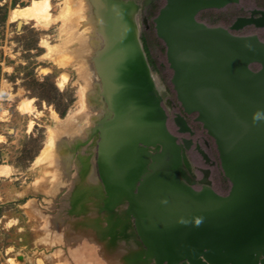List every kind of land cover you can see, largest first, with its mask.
<instances>
[{"label": "water", "instance_id": "water-1", "mask_svg": "<svg viewBox=\"0 0 264 264\" xmlns=\"http://www.w3.org/2000/svg\"><path fill=\"white\" fill-rule=\"evenodd\" d=\"M88 1L103 40L94 65L111 112L93 128L106 193L100 208L127 202L144 246L130 262L264 264V40L231 31L264 26V16L239 18L229 29L198 15L239 0H165L153 18L184 112L195 114L216 142L231 183L222 193L211 185L210 169L203 179L194 174L187 155L192 139L169 127L164 91L139 34L141 5ZM128 1L138 7L134 24ZM174 122L179 132L193 133L182 113Z\"/></svg>", "mask_w": 264, "mask_h": 264}, {"label": "rangeland", "instance_id": "rangeland-1", "mask_svg": "<svg viewBox=\"0 0 264 264\" xmlns=\"http://www.w3.org/2000/svg\"><path fill=\"white\" fill-rule=\"evenodd\" d=\"M63 1L52 0L54 13L61 11ZM135 1L141 5L140 38L150 68L158 77L157 85L164 91L169 127L181 135L174 122L175 113L180 112L196 130L194 140L198 141L199 134L207 137L208 143L202 136L199 141L215 164L205 163L194 148L187 155L197 178L202 176L198 166L209 167L211 185L226 193L231 183L220 165L214 137L193 120L195 114H185L171 82L173 70L166 44L158 37L153 21L165 0ZM30 2L0 0V168H7L0 175V264H13L11 258L15 264H137L129 259L144 246L127 213V202L113 211L100 208L106 193L98 176V134L93 128L111 114L94 65L102 37L96 51H84L83 42L66 40L62 21L47 28L33 20L9 18L12 8ZM252 2L264 7V0ZM237 9L231 5L201 12L199 17L217 14V23L228 24L224 15ZM254 31L264 39V29ZM44 38L59 45L56 51L49 53ZM61 51L72 59H60ZM64 74L67 81L60 87L57 80ZM28 99L34 100L24 110L21 107Z\"/></svg>", "mask_w": 264, "mask_h": 264}, {"label": "bare ground", "instance_id": "bare-ground-1", "mask_svg": "<svg viewBox=\"0 0 264 264\" xmlns=\"http://www.w3.org/2000/svg\"><path fill=\"white\" fill-rule=\"evenodd\" d=\"M63 6L61 8V11L58 13H54L53 12V3L52 0H31L30 3L23 5V6H17L12 8V10H10V14H9V18L13 21H18L20 19H24V20H33L35 21V23L37 25H41L44 27L50 26L51 24H53L56 21H62L63 22V33L66 36V40L67 41H71V40H79L81 42H83V50L84 51H96L99 44H100V35L99 32L96 29V20L92 14V7L90 6V3L88 0H64L63 1ZM60 3V2H59ZM128 3L131 5V19L133 24L135 23V16L138 10V7H136L134 5V3L132 1H128ZM32 22V21H31ZM21 24V23H20ZM52 26V25H51ZM135 27V25H134ZM48 30V29H47ZM42 42L44 43L45 46H47V50L49 49V53H52L55 48H57V46L59 45H52L48 39L44 38L42 40ZM65 42V41H64ZM59 43V42H58ZM71 43V42H70ZM65 44V43H64ZM67 45V44H66ZM64 46V45H63ZM67 48V47H66ZM61 49V48H60ZM73 49V48H72ZM71 49V50H72ZM64 50V49H63ZM68 50V49H67ZM70 50V49H69ZM74 50V49H73ZM56 51V50H55ZM81 52V51H80ZM61 58L64 61H69V59L71 57H69V55L66 57L64 56V53L61 51ZM74 53V52H72ZM76 53V50H75ZM67 55V54H66ZM72 55V54H71ZM53 56V55H52ZM73 57V56H72ZM72 59V58H71ZM60 61V60H59ZM71 61V60H70ZM56 62V61H55ZM63 62V61H62ZM80 63V62H79ZM84 63V61H83ZM71 64V63H70ZM70 66V65H69ZM68 66V67H69ZM61 67V66H60ZM64 67V66H63ZM75 67V66H74ZM76 68V67H75ZM83 70V68L81 69ZM87 71V70H86ZM65 72V71H64ZM62 73V72H60ZM84 74V72H83ZM82 74V76H83ZM69 77V76H68ZM69 80V79H68ZM67 81V75H62L58 80H57V84L60 87H64ZM88 81V80H87ZM155 81L157 82V78H155ZM88 83H90L88 81ZM158 84V82H157ZM160 87V91L162 90V87ZM158 87V88H159ZM85 88V87H84ZM83 89V87H82ZM84 91V90H83ZM89 92V91H88ZM83 96H84V92H83ZM85 97V96H84ZM84 99V98H83ZM82 99V100H83ZM27 100V99H26ZM29 100V99H28ZM34 99H30L26 104H23V106L21 108H23L24 110L28 109V107L32 104ZM81 103V102H80ZM85 106V105H84ZM83 106V107H84ZM35 107V105H34ZM33 107V108H34ZM30 108V107H29ZM85 109V107L83 108ZM84 111V110H83ZM90 111V110H89ZM86 112V110H85ZM93 113V111H91ZM83 113V112H82ZM33 114V113H32ZM94 114V113H93ZM58 115V114H57ZM92 115V114H89ZM90 117V116H89ZM88 119V118H87ZM32 121V120H31ZM65 121V120H64ZM71 121H72V117H71ZM70 121V122H71ZM87 121V120H86ZM66 122V121H65ZM81 122V121H80ZM88 122V121H87ZM34 123V122H33ZM70 124V123H67ZM79 124V123H77ZM88 124V123H87ZM55 125V124H54ZM66 125V123H65ZM84 125V124H83ZM81 125V126H83ZM50 127V126H49ZM59 127V126H58ZM57 127V128H58ZM77 127V126H76ZM54 128V127H53ZM80 128V127H78ZM77 128V129H78ZM56 129V128H55ZM54 129V130H55ZM82 129V128H81ZM53 130V131H54ZM52 131V132H53ZM56 131V130H55ZM77 131H75L76 133ZM82 132V131H81ZM54 134V133H51ZM2 138V137H0ZM49 141V140H48ZM49 143V142H48ZM47 143V144H48ZM51 143V142H50ZM50 145V144H49ZM51 146V145H50ZM52 148V146H51ZM47 151V150H46ZM49 155V154H48ZM47 156V155H46ZM48 157V156H47ZM50 157V156H49ZM48 157V159H49ZM37 158V157H36ZM50 160V159H49ZM46 161V160H45ZM52 162V159L50 160ZM39 163V162H38ZM45 163V162H44ZM53 163V162H52ZM51 163V164H52ZM46 164V163H45ZM2 167H6V166H2ZM36 168V167H35ZM7 169V168H6ZM5 170H2L0 168V175H4ZM11 170V169H10ZM9 171V170H8ZM8 173V172H7ZM8 175V174H7ZM57 175V174H56ZM42 176V175H41ZM44 178V177H43ZM47 178V177H46ZM39 179V178H38ZM41 183V182H40ZM46 183V181L44 182ZM33 187V186H32ZM40 188V187H38ZM38 190V189H37ZM84 191V190H83ZM87 192V191H86ZM119 207V205L117 206V208ZM76 243V242H75ZM75 243L73 245H75ZM94 250V249H93ZM84 255V254H83ZM97 255V254H96ZM41 259V258H39ZM81 259V258H80ZM84 259V258H83ZM79 260V258H78ZM86 260V259H85ZM101 260V259H100ZM115 260V259H114ZM10 261L15 264V260L14 259H10ZM62 261V260H61ZM75 261V259H74ZM81 261V260H80ZM79 261V262H80ZM76 262H77V258H76ZM88 262V261H87ZM85 262V263H87ZM116 262V261H115ZM114 262V264H115ZM59 263V262H58ZM41 264H46L41 262ZM64 264V263H63ZM82 264V263H81Z\"/></svg>", "mask_w": 264, "mask_h": 264}, {"label": "flooded vegetation", "instance_id": "flooded-vegetation-1", "mask_svg": "<svg viewBox=\"0 0 264 264\" xmlns=\"http://www.w3.org/2000/svg\"><path fill=\"white\" fill-rule=\"evenodd\" d=\"M147 1H150V0H147ZM152 1V0H151ZM231 5H237L238 6V9L237 10H230L228 12H226V14L224 15V17L229 20L228 24H223V23H217V20H218V15L217 14H210V13H206L202 19L199 17L200 13L201 12H205V11H208V10H213V9H217V10H220V9H225L227 8L228 6H231ZM253 10H257L255 13H253L252 11ZM261 11H264V7H261L259 5H257L256 3H253L252 0H239L238 2H231L229 4H227L226 6L224 7H221V8H216V7H213V8H208V9H204L202 10L199 15H198V18L204 22H206L207 24L209 25H222V26H225V27H228L229 29L230 26L234 25L235 22H237L239 20V18H243V17H253L255 19H259L261 21V19L263 18L264 14L261 12ZM258 28H262L264 29V26H257L255 22H252V23H249V24H245L244 26L240 27L239 29H231V31L235 34H241V35H250V34H257L262 40H264L257 32L254 31V29H258ZM264 34V32H263ZM164 65V64H162ZM160 85V84H159ZM161 86V85H160ZM186 114V113H185ZM186 117V120L188 122V124L190 125L189 123V120ZM193 120L194 121H197L195 119V116L193 117ZM176 124V123H175ZM177 126V130L179 132V128L180 126ZM193 133L189 132V131H186V132H179L181 135L179 136H186L188 138H191L193 143H192V148H194L196 151H198L201 156L203 157L205 163L207 164H215V160H213L205 151L204 149L202 148V145L199 141V138L202 136L203 137V140L205 143H208L207 142V137H205L204 135H198L199 138H198V141L194 140L193 135L196 134V130L190 125ZM187 133H189L190 135H186ZM198 145L200 146V148H202V150L204 151L201 152ZM190 149V150H191ZM198 169L201 171L202 173V176L199 177L198 179H203L206 175V169H210L209 167H204V166H198ZM211 175V169L209 171V175ZM196 187H202V184L197 186V184L195 185Z\"/></svg>", "mask_w": 264, "mask_h": 264}]
</instances>
